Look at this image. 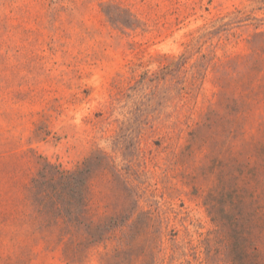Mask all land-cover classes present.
Segmentation results:
<instances>
[{
    "label": "rangeland",
    "instance_id": "374dc122",
    "mask_svg": "<svg viewBox=\"0 0 264 264\" xmlns=\"http://www.w3.org/2000/svg\"><path fill=\"white\" fill-rule=\"evenodd\" d=\"M93 156L99 244L27 191ZM0 264H264V0H0Z\"/></svg>",
    "mask_w": 264,
    "mask_h": 264
},
{
    "label": "trees",
    "instance_id": "16d2710c",
    "mask_svg": "<svg viewBox=\"0 0 264 264\" xmlns=\"http://www.w3.org/2000/svg\"><path fill=\"white\" fill-rule=\"evenodd\" d=\"M92 161H96L97 170L105 171L104 157L93 156L82 162L74 170L61 169L39 157L38 169L31 177L28 186V198L39 208L40 213L51 217L65 233L73 232L83 236L89 244H99L115 237L117 232L132 230V217L139 208L133 200L135 209H123L107 218L95 219L90 214L91 180L96 172ZM131 199L126 200V205Z\"/></svg>",
    "mask_w": 264,
    "mask_h": 264
}]
</instances>
